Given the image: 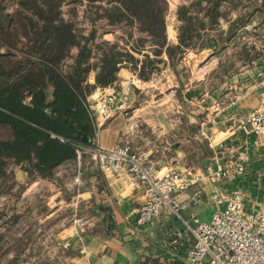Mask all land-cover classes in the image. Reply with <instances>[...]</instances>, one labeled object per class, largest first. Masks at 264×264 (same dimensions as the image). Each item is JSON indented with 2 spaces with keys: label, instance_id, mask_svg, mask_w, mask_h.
Here are the masks:
<instances>
[{
  "label": "trees",
  "instance_id": "1",
  "mask_svg": "<svg viewBox=\"0 0 264 264\" xmlns=\"http://www.w3.org/2000/svg\"><path fill=\"white\" fill-rule=\"evenodd\" d=\"M13 2L8 11L5 0H0V127L8 130L7 136H0V195L12 193L13 185L19 183L10 169L13 164H20L34 178L63 182L67 175L76 179L78 151L80 178L86 183L91 175L100 178L97 166L87 170L85 150L77 146L93 132L88 94L97 85L114 83L121 66L137 70V76L146 80L164 61L162 54L171 67L187 50L211 48L216 54L256 10L264 9V1L257 6L255 0H185L175 11L177 41L170 43L167 0ZM83 2L80 14L78 7ZM64 3L68 4L65 13ZM85 21L89 25L81 26ZM99 21L119 28L126 42L118 45L99 39ZM242 51L249 60L248 49ZM90 70H94L92 84L87 82ZM49 94L52 99L47 102ZM27 96L30 100L24 103ZM64 163L66 174L56 177L55 168ZM18 217L19 213L11 212L7 228ZM31 238L30 233L13 236L6 251L13 254L0 264L26 262L29 253L25 249ZM73 253L70 245L61 258L43 257L38 264H72L67 258Z\"/></svg>",
  "mask_w": 264,
  "mask_h": 264
},
{
  "label": "crops",
  "instance_id": "2",
  "mask_svg": "<svg viewBox=\"0 0 264 264\" xmlns=\"http://www.w3.org/2000/svg\"><path fill=\"white\" fill-rule=\"evenodd\" d=\"M184 1L167 0L166 35L170 43L177 41L175 11ZM169 8L173 10L170 22L167 21ZM223 22L222 28L227 26ZM169 29L174 31L173 37L169 36ZM75 51L73 48L72 53ZM135 55L142 57L139 53ZM161 57L164 66L157 64L158 69L148 79H141V88L130 86L127 106L106 123L99 124L89 109L93 132L90 137L83 136L85 142H80L112 146L128 140L133 149L148 151L158 167L179 170L203 167L211 159L222 157L223 152L235 157L239 151H246L249 156L246 168L255 171L256 177L264 178V142L253 134L247 122V114L256 106L259 90L264 86V67H258L262 60L257 58L250 67H241L226 75L222 71L225 66L217 65L211 48L198 52L187 50L173 67L165 54ZM196 62L202 64L195 72ZM178 66L183 70H177ZM131 75L129 67L121 66L115 82L123 85L124 78ZM94 80V70H90L87 82L92 84ZM51 99L49 94L46 101ZM29 100L27 96L24 103ZM187 103L193 104V108ZM192 141L196 146H192ZM80 162L79 156L77 166ZM13 165L15 178H34L20 164ZM66 171L64 163L55 168L54 175L59 177ZM79 173L76 177L80 179ZM101 174L100 178L91 175L81 191L76 189L82 200L92 198V205L84 229L69 227L70 232L65 235L74 249L69 261L72 264H184L185 250L192 237L180 220L175 216H161L151 223L137 224L135 217L141 198L117 196L116 177L111 173ZM242 177L225 183L223 188H237ZM211 189V184L205 185L204 199L191 206L192 211L201 216L209 214ZM175 232L180 235L171 234ZM173 238L178 239L177 246L167 242Z\"/></svg>",
  "mask_w": 264,
  "mask_h": 264
},
{
  "label": "built area",
  "instance_id": "3",
  "mask_svg": "<svg viewBox=\"0 0 264 264\" xmlns=\"http://www.w3.org/2000/svg\"><path fill=\"white\" fill-rule=\"evenodd\" d=\"M124 81L123 85H97L88 94V107L99 124L127 106L129 84L141 82V78L137 70H132ZM247 122L253 134L264 142V86L259 90L256 106L247 114ZM78 146L90 152L101 172L116 177L117 196L141 198L137 224H148L161 216L180 220L192 237L184 264H264V210L246 209L240 190L223 188L245 173L249 157L246 151H239L228 163H218L214 158L203 167L179 170L158 167L148 151L133 149L128 140L112 146L83 142ZM206 184L212 185L208 197L211 210L209 218L203 219L190 207L203 201ZM87 223L86 215L75 214L73 224L78 231ZM167 242L179 244L176 238Z\"/></svg>",
  "mask_w": 264,
  "mask_h": 264
},
{
  "label": "rangeland",
  "instance_id": "4",
  "mask_svg": "<svg viewBox=\"0 0 264 264\" xmlns=\"http://www.w3.org/2000/svg\"><path fill=\"white\" fill-rule=\"evenodd\" d=\"M262 1L264 0H255L256 5H261ZM5 3L8 11L14 7L13 0H5ZM83 4L84 2L78 7L80 14L82 13ZM67 8L68 4L64 3L62 5L64 13ZM172 11L169 8L168 22L171 21ZM100 23L102 22L99 21V39L116 42L118 45H123L126 42L125 36L119 28ZM80 25L86 27L89 23L85 21ZM223 27L225 28L226 26L224 25ZM244 49H248L246 55L249 60H246L244 51H242ZM257 58H259V61L262 60V64H259L258 67H264V9L256 10L252 19L241 29H238L236 36L224 43L218 53L214 54L217 65L220 68L223 65L225 66L222 71L226 75L235 72L238 68L250 67ZM201 64L195 63V72ZM177 70L182 71L183 68L178 66ZM135 85L139 86V88L143 86L142 82H135V84L130 83L129 87H135ZM192 105L187 103L189 108H193ZM7 135V128L0 127V136ZM191 144L193 147L196 146L195 141H192ZM229 154L223 152V156L217 159V162L221 164L228 163L227 161L233 158ZM85 155L87 170L94 171L93 165L95 163L91 160L90 152L85 150ZM196 156L198 158V155ZM213 160L215 159L213 158L210 161ZM197 165L201 164H196L195 166ZM203 165L204 163H202ZM13 167L14 165L10 166L12 172L15 171V167ZM78 171L79 165L77 167ZM256 174L251 168L249 170L246 168L241 185L236 189L241 191L246 209L264 210V178L256 177ZM64 176L63 182L59 180L15 178L19 183L13 185L12 193L0 195V260L2 262L13 254V251L9 250L6 253L13 242L12 237L18 238L23 236L24 233L32 234V238L27 244L28 248L25 249L29 253L27 254L28 260L26 259V262H21L20 264H38V261L43 257L61 258L63 250L70 246L65 235L70 232L69 227H75L73 224L75 214L89 217L92 198L86 201L82 200L79 195L80 192L76 190L79 189L81 191L86 186L82 178L77 180ZM11 212L19 213V217L17 222L7 228L6 221ZM209 215L210 212L201 217L208 219ZM67 260L69 259L67 258Z\"/></svg>",
  "mask_w": 264,
  "mask_h": 264
},
{
  "label": "bare ground",
  "instance_id": "5",
  "mask_svg": "<svg viewBox=\"0 0 264 264\" xmlns=\"http://www.w3.org/2000/svg\"><path fill=\"white\" fill-rule=\"evenodd\" d=\"M171 28V27H170ZM169 36L173 37L174 36V31L172 29H169Z\"/></svg>",
  "mask_w": 264,
  "mask_h": 264
},
{
  "label": "water",
  "instance_id": "6",
  "mask_svg": "<svg viewBox=\"0 0 264 264\" xmlns=\"http://www.w3.org/2000/svg\"><path fill=\"white\" fill-rule=\"evenodd\" d=\"M160 67H163L164 66V63L161 62L160 64H158Z\"/></svg>",
  "mask_w": 264,
  "mask_h": 264
}]
</instances>
